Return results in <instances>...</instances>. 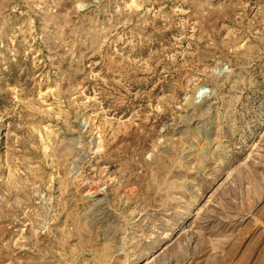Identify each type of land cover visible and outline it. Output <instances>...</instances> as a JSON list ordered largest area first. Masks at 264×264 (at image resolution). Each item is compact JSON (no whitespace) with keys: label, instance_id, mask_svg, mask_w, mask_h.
<instances>
[{"label":"rangeland","instance_id":"374dc122","mask_svg":"<svg viewBox=\"0 0 264 264\" xmlns=\"http://www.w3.org/2000/svg\"><path fill=\"white\" fill-rule=\"evenodd\" d=\"M0 264H264V0H0Z\"/></svg>","mask_w":264,"mask_h":264},{"label":"bare ground","instance_id":"6f19581e","mask_svg":"<svg viewBox=\"0 0 264 264\" xmlns=\"http://www.w3.org/2000/svg\"><path fill=\"white\" fill-rule=\"evenodd\" d=\"M88 194V193H87Z\"/></svg>","mask_w":264,"mask_h":264}]
</instances>
